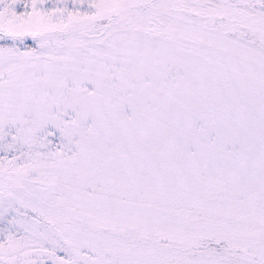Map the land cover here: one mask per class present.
I'll return each mask as SVG.
<instances>
[{
    "label": "snow or ice",
    "instance_id": "1",
    "mask_svg": "<svg viewBox=\"0 0 264 264\" xmlns=\"http://www.w3.org/2000/svg\"><path fill=\"white\" fill-rule=\"evenodd\" d=\"M0 264H264V0H0Z\"/></svg>",
    "mask_w": 264,
    "mask_h": 264
}]
</instances>
